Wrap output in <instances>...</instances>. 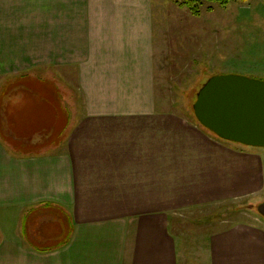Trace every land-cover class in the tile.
Segmentation results:
<instances>
[{
	"label": "crops",
	"instance_id": "0c3cea01",
	"mask_svg": "<svg viewBox=\"0 0 264 264\" xmlns=\"http://www.w3.org/2000/svg\"><path fill=\"white\" fill-rule=\"evenodd\" d=\"M14 1L24 11L20 23L0 14V76L20 62L27 85L0 106V264H264V218L176 228L177 212L253 191L264 163L157 103L152 0H37L34 12ZM43 204L71 231L38 250L24 230ZM44 212L34 229L47 246L64 229Z\"/></svg>",
	"mask_w": 264,
	"mask_h": 264
},
{
	"label": "rangeland",
	"instance_id": "374dc122",
	"mask_svg": "<svg viewBox=\"0 0 264 264\" xmlns=\"http://www.w3.org/2000/svg\"><path fill=\"white\" fill-rule=\"evenodd\" d=\"M180 3L181 0H152L151 9L153 13L158 14L154 20V93L161 108L197 123L192 105L198 90L210 76L239 74L264 80V0H236L230 1L225 6L203 1L198 15H193ZM40 4L39 1L32 0L28 6L34 12L36 8L39 9ZM23 6V3H15L14 0H0V14L6 16L13 13L15 18L12 19L17 22L19 13L24 11ZM16 55H12L11 58L14 59ZM19 63H16L15 73L10 74L9 77L0 76L1 108L8 104L13 94L27 85L23 81L26 76L21 77L24 73L19 71L22 70ZM54 71L53 67H47L42 72L43 80L52 83L53 89H55ZM30 73L32 74L30 78L37 75L33 70ZM53 89L49 88L50 95L55 100L56 91ZM59 95L63 94L59 92ZM51 106L52 110L56 107L48 102L49 112ZM58 108L63 109L61 99L58 101ZM49 116L51 122L54 113H49ZM63 122L64 119L62 125ZM6 126L5 120L4 133L2 132L5 140L18 141V137L13 132L14 126L9 128L11 129L9 134ZM37 135L39 138L40 134ZM51 137L49 133L47 140ZM43 139L44 137L41 138ZM235 150H237L235 155L236 153L239 154L238 156L254 155L258 164L260 161L264 163V147H251L235 142ZM257 172L260 175H257L256 187L253 191L243 192L239 197H235V200L220 201L177 212L176 228L182 233L186 230L188 233L195 231L199 233L218 224L224 227L234 222L264 218L257 211V205L264 201V172L262 175L258 168ZM47 213L56 218L54 212ZM37 216H48L46 212L39 211L28 222L30 237L39 244L42 238L34 229V226L41 222V218L38 220ZM55 232L56 227L53 232H47L45 235Z\"/></svg>",
	"mask_w": 264,
	"mask_h": 264
},
{
	"label": "water",
	"instance_id": "95a60500",
	"mask_svg": "<svg viewBox=\"0 0 264 264\" xmlns=\"http://www.w3.org/2000/svg\"><path fill=\"white\" fill-rule=\"evenodd\" d=\"M192 108L197 121L219 138L264 147V80L212 75L198 90ZM257 211L264 217V201Z\"/></svg>",
	"mask_w": 264,
	"mask_h": 264
},
{
	"label": "trees",
	"instance_id": "16d2710c",
	"mask_svg": "<svg viewBox=\"0 0 264 264\" xmlns=\"http://www.w3.org/2000/svg\"><path fill=\"white\" fill-rule=\"evenodd\" d=\"M203 1H207V2H216L222 6H225L226 4H228L230 1H236V0H181V3L180 5L183 6V7H186L187 9H189V11L193 14V15H198L199 12H200V6L201 4L203 3ZM245 1V0H243ZM49 83V88L53 89L52 87V83L50 84ZM51 86V87H50ZM54 90V89H53ZM50 92L51 90H49V94H48V97H50L53 101V103H55V100L53 99V97H51L50 95ZM50 98H49V101H50ZM52 104V103H51ZM52 137L51 139H49L47 142H54L55 139H56V136L55 134L57 133V131L54 130L50 132ZM41 208L39 209H35L34 211L31 212V214H33L34 212H38V211H51V212H55L57 211L58 214H59V217L62 219V224L61 226H63V234H62V238L60 239V241H57L55 243H52V244H48L47 246L46 245H42V244H38L37 241L33 240L31 237H30V234H28L25 231V237L27 239V242L29 243V245L35 249H38V250H45V249H50V248H54V247H58V246H61L63 244H65L69 238V235H70V231H71V226L69 224V219H68V216L66 215V213L61 209L59 208L58 206H55L53 204H43L42 206H40Z\"/></svg>",
	"mask_w": 264,
	"mask_h": 264
}]
</instances>
